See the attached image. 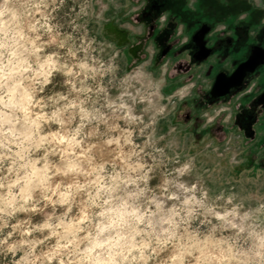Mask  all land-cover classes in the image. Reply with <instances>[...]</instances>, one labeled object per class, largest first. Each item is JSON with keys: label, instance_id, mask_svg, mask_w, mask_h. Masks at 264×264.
<instances>
[{"label": "clouds", "instance_id": "clouds-1", "mask_svg": "<svg viewBox=\"0 0 264 264\" xmlns=\"http://www.w3.org/2000/svg\"><path fill=\"white\" fill-rule=\"evenodd\" d=\"M146 3L0 0V264H264L256 82L221 97L188 53L161 59Z\"/></svg>", "mask_w": 264, "mask_h": 264}, {"label": "rangeland", "instance_id": "rangeland-1", "mask_svg": "<svg viewBox=\"0 0 264 264\" xmlns=\"http://www.w3.org/2000/svg\"><path fill=\"white\" fill-rule=\"evenodd\" d=\"M197 1L200 4L198 10L196 9L197 7H194V9L190 11H178V13H180V19L183 20L181 23H184L185 19H192L196 15V11L198 15L197 17L202 19V22L206 23L210 20L214 21L215 24L207 28L204 35V43L209 50L208 55L205 58L199 59L195 56L198 47L193 40V35L201 28L196 29L191 37H189L185 31H183L180 36H177L176 24L174 26L175 34H168L166 32L165 35L157 37L155 36V33H158L157 29H153L154 26L151 25L148 42L156 43L157 47H159V44L161 43L167 44V47L161 53V59L166 57L174 59L177 56L188 53L191 58V63L188 66L187 74L193 78H195L196 75H201L204 79L211 80L213 82L214 76L217 72L224 70L229 73L234 69L240 60L246 58L249 54L252 43L258 41V43H260V47L264 49V13H257L254 10V5H247L245 0H196V2ZM142 11L144 10L142 9ZM245 11L249 13L248 18L245 21L238 22L236 19L237 16L241 14V12ZM146 13L147 11H144V16H146ZM157 13L158 12H156V14ZM160 14L164 13L162 12ZM158 15L159 14H157V20ZM219 24H224L226 27L222 33H220V39L223 41L220 42L219 46H216L214 41L216 39L215 35L218 33L216 28ZM157 27L159 28V25H157ZM233 27L236 28L240 38L243 36L242 38L246 44L242 47L230 49L231 45H229V43L227 44L224 39ZM152 30L153 33L151 34ZM110 31L112 38H114L121 46L126 47V55L129 60L138 58V54L142 51V47H144L147 42L142 45L134 44L129 38L126 30L116 23H113L110 26ZM184 36L188 37V41L181 44L180 40L183 39ZM201 66H203L202 71H200ZM260 66L261 65H259V67ZM247 75L249 76L248 82L251 83L252 81H255L257 88L254 89L253 94H249L241 99V105L249 102L250 100L254 102V99L263 87L260 80L262 75L261 71H253L247 73ZM246 86L247 85H245V87ZM239 90L242 89H238V91ZM233 95H235V93ZM240 120L242 122L243 117H241ZM251 124L252 130L249 131L246 138L253 139L256 146L264 144V136L257 137L256 135L257 132L264 131V125H256L254 121H251Z\"/></svg>", "mask_w": 264, "mask_h": 264}, {"label": "flooded vegetation", "instance_id": "flooded-vegetation-1", "mask_svg": "<svg viewBox=\"0 0 264 264\" xmlns=\"http://www.w3.org/2000/svg\"><path fill=\"white\" fill-rule=\"evenodd\" d=\"M199 2L197 1L196 4L194 5V7L198 10L199 8ZM194 9V8H193ZM144 11H147V13L145 14L146 16L145 17H148V12L150 11H155V12H158L157 14H160V13H167L170 17H173L174 18V23L173 25L171 26V28L169 30H165L163 31L162 34L158 35V33H160V29L157 27L158 25V20L156 22H154L152 24V26H154L153 29H157V32L158 33H155V36H163L166 34V32L168 34H172L174 33L175 34V30H174V26L178 23H181V21H183L182 19H180V13H178V11H181V12H187V11H190L192 9H189L187 7V0H147V3H146V7L143 9ZM197 11H196V15L192 18V19H185L184 20V31L185 33H187L189 35V37L192 36V34L194 33V31L196 29H200V28H204V29H207L211 26H213L214 21L213 20H210L208 22H202L199 17H197ZM231 32V35H227L226 38L224 39V41L229 45H231L230 49H235V48H238V47H242L245 43V41L243 40V36L240 38L239 35H238V32L236 30L235 27L232 28V30H230ZM153 33V30L151 32V34ZM220 33L222 32H218L216 33L215 37V44L216 46H219L220 42L223 41L222 39H220ZM246 38V36H245ZM254 46H260V43H258V41H256L255 43H252V47ZM250 52V51H249ZM245 59V58H244ZM242 59V60H244ZM240 60V61H242ZM239 61V62H240ZM238 62V63H239ZM261 71L262 75L260 77V80L263 84V87L261 88L259 94L256 96V98L258 99H254V103L255 102H259V101H264V63L261 64V66H257L254 70V72L256 71ZM230 73V72H229ZM252 121H254L256 123V125H264V113L262 114H259L257 115V117L255 119H253Z\"/></svg>", "mask_w": 264, "mask_h": 264}, {"label": "water", "instance_id": "water-1", "mask_svg": "<svg viewBox=\"0 0 264 264\" xmlns=\"http://www.w3.org/2000/svg\"><path fill=\"white\" fill-rule=\"evenodd\" d=\"M206 29L201 28L193 35V40L197 44L198 50L196 58L203 59L208 55V48L204 43ZM264 63V49L260 46H254L250 49L248 56L240 61L234 69L227 73L224 70L217 72L214 76L211 92L213 95L221 96L230 86H240V79L243 75L253 72L255 68Z\"/></svg>", "mask_w": 264, "mask_h": 264}]
</instances>
